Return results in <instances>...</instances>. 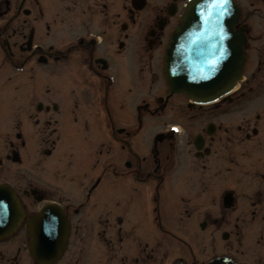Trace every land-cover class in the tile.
I'll return each mask as SVG.
<instances>
[{"label": "flooded vegetation", "instance_id": "af4514ba", "mask_svg": "<svg viewBox=\"0 0 264 264\" xmlns=\"http://www.w3.org/2000/svg\"><path fill=\"white\" fill-rule=\"evenodd\" d=\"M187 1L0 0V264H40L26 223L49 202L53 264H264V0L239 1L242 78L207 105L151 90Z\"/></svg>", "mask_w": 264, "mask_h": 264}, {"label": "water", "instance_id": "95a60500", "mask_svg": "<svg viewBox=\"0 0 264 264\" xmlns=\"http://www.w3.org/2000/svg\"><path fill=\"white\" fill-rule=\"evenodd\" d=\"M238 15L233 0L190 1L182 23L169 40L164 58L169 92H184L194 101L205 103L233 87L244 63V35L237 36L232 30ZM38 222L43 223L40 233L53 235L55 239L38 241L32 231L31 251L40 259L38 255L56 259L66 239L64 216L56 207L48 206L32 221Z\"/></svg>", "mask_w": 264, "mask_h": 264}, {"label": "rangeland", "instance_id": "374dc122", "mask_svg": "<svg viewBox=\"0 0 264 264\" xmlns=\"http://www.w3.org/2000/svg\"><path fill=\"white\" fill-rule=\"evenodd\" d=\"M245 6L249 7V4L246 3ZM257 6H258V11L261 12V15L255 16L252 21H253L255 27H259L262 30V29H264V2L258 3ZM262 42H264V36H263ZM252 68H253V66L251 67V69ZM151 86H152L151 87L152 93H163L164 89H165V81L163 80V77H161V75L159 74L158 78H156L155 82H153ZM168 120L174 121L173 119H168ZM157 122H161V121H157ZM25 154H26L27 161L30 160L31 155H28L26 152H25ZM21 167L24 168L27 171V173L31 176H36L35 174H37V170L39 171V169L41 168V167H38V168L30 167L29 162H26Z\"/></svg>", "mask_w": 264, "mask_h": 264}]
</instances>
